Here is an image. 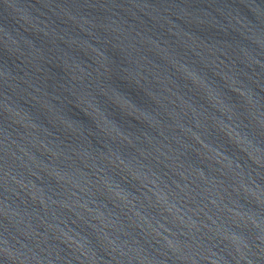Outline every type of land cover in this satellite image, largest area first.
I'll list each match as a JSON object with an SVG mask.
<instances>
[{
  "label": "water",
  "instance_id": "obj_1",
  "mask_svg": "<svg viewBox=\"0 0 264 264\" xmlns=\"http://www.w3.org/2000/svg\"><path fill=\"white\" fill-rule=\"evenodd\" d=\"M0 264H264V0H0Z\"/></svg>",
  "mask_w": 264,
  "mask_h": 264
}]
</instances>
